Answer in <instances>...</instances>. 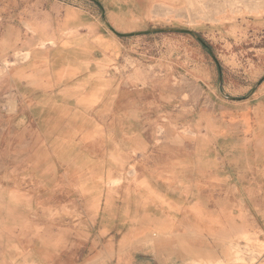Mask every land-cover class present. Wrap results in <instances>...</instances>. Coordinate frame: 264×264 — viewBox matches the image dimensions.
I'll return each mask as SVG.
<instances>
[{"label": "rangeland", "instance_id": "374dc122", "mask_svg": "<svg viewBox=\"0 0 264 264\" xmlns=\"http://www.w3.org/2000/svg\"><path fill=\"white\" fill-rule=\"evenodd\" d=\"M67 1H75L89 13L91 8L100 12L110 7L124 15L129 7V0ZM44 2L50 4L49 27L54 34L49 35L54 42L49 38L48 43L45 41L41 45L38 40L35 48L43 46L49 50L48 64L51 66L53 51L61 40L77 42L81 51L86 49L76 37L86 36L89 28L83 31L66 27L67 31H62L61 2L66 3L65 0ZM5 4L15 5L9 1ZM29 4L31 0L16 2L22 7ZM34 4L40 3L35 1ZM134 5L140 19L125 33L117 34L119 30L102 24L119 39L123 50L106 73L113 79L115 92L107 98V112L97 116L99 130L94 138L81 137L75 146L82 163L88 165V161L97 159L106 165L111 157L108 156V140L119 142L129 135L132 140L140 137L145 141L144 151L131 152L122 166L110 168L112 173H141L138 170L142 173L151 170L163 173H264V163L259 160L260 146L256 144V138L260 136L254 133L264 113L257 114L252 108L254 91L264 81V0H134ZM71 18L72 14L67 12L64 25L69 26ZM132 18L138 19L135 15ZM11 20L18 23L16 35L19 38L31 34L24 15L18 20L10 14L2 17L3 23ZM3 27H7L6 24ZM27 53L19 50L1 58L0 89L9 90L10 83L5 79H9L10 74L18 79L40 78L39 74L24 72L25 69L32 70L33 64L27 66V61L38 54L31 56L32 50ZM67 65L62 74H59L60 70H54V73L71 75L75 68ZM80 81L75 83L76 86L64 87L68 89L67 94L58 98L63 111L59 120L67 125H75L82 117H96L91 112L85 114L81 106L85 89L79 85L86 81ZM12 84L17 98H10L11 94L7 93L1 99L0 123L3 128L16 125L18 137L23 141L30 138L43 141L34 148L44 149L49 163L56 166L53 167L57 171L62 169L51 148L53 136L43 138L37 126L41 103L51 100L49 96L57 95L59 89L44 94L40 90L29 93L28 82ZM35 85L41 86V82H35ZM89 88L93 94L95 87ZM92 100L88 96L86 102ZM113 112H123L125 116L115 119ZM61 132L67 139L75 137L74 131ZM29 148L31 146L18 145V173L27 172ZM8 172L7 168L3 173ZM262 222L264 218H259L254 231L225 240L198 239L190 234L189 241L182 235L176 241L158 237L147 242L145 249L140 248L145 256L136 262L264 264ZM171 252L177 253L176 261L173 257H164ZM130 260L135 259L129 257L124 263L132 264ZM121 262L120 257L107 259L103 256L99 262L90 264Z\"/></svg>", "mask_w": 264, "mask_h": 264}, {"label": "crops", "instance_id": "0c3cea01", "mask_svg": "<svg viewBox=\"0 0 264 264\" xmlns=\"http://www.w3.org/2000/svg\"><path fill=\"white\" fill-rule=\"evenodd\" d=\"M18 1L22 0H0V60L15 51L32 50L31 56L38 53L37 57L27 61L26 65L33 67L24 72L31 71L40 78L18 79L10 74L5 79L9 90L0 89V110L7 93L17 98L12 82H28L29 93L59 89L55 96L47 94L51 100L41 103L37 126L43 138L53 136L51 148L62 169L57 171L49 163L44 149L34 148L43 141H23L16 125L3 128L0 123V264H90L103 256L120 257L122 264L132 257L135 260L130 262L138 264L136 259L145 256L140 248L145 249L147 242L158 237L176 241L182 235L189 241L190 234L198 239L225 240L257 229L259 218H264V173H112L110 168L122 166L131 152L144 151L145 141L140 137L132 140L129 135L119 142L108 140L111 157L106 165L97 159L88 165L82 163L75 146L81 137L94 138L98 132L97 116L107 112V98L115 92L113 79L106 73L123 50L119 39L102 24L116 28L117 34L125 33L140 19L134 0H129L131 8L124 15L110 7L100 12L91 8L89 13L75 1L61 2L62 31L70 27L89 31L84 37H76L85 45L82 51L77 42L61 40L53 51L51 66L49 50L35 48L38 40L46 44L51 39L49 34H54L49 27L50 4L35 0L40 3L37 5L31 0L22 7L16 5ZM67 12L72 14L69 26L64 25ZM8 14L16 20L24 15L31 34L19 38L17 21H2ZM66 65L75 68L71 75L54 73L60 70L62 74ZM80 80L86 81L79 85L85 89L81 106L85 114L91 112L96 117H82L75 125H67L59 120L63 111L58 98L67 94L64 87ZM38 81L41 86L35 85ZM91 86L95 87L93 94ZM88 96L94 101L86 102ZM252 99L255 112L264 113V81L257 85ZM113 114L115 119L125 116L123 112ZM260 121L254 133L260 136L256 144L260 146L259 160L264 163V116ZM66 130L74 131L72 140L61 132ZM19 144L31 146L26 153V173L17 172ZM7 168L9 172L3 173ZM70 169L73 173H68ZM168 256L164 257L177 260L176 252Z\"/></svg>", "mask_w": 264, "mask_h": 264}, {"label": "bare ground", "instance_id": "6f19581e", "mask_svg": "<svg viewBox=\"0 0 264 264\" xmlns=\"http://www.w3.org/2000/svg\"><path fill=\"white\" fill-rule=\"evenodd\" d=\"M136 5V4H135ZM141 7V6H140ZM143 8V7H142ZM30 53V52H29ZM24 54H26V55H28V53H27V51L26 52H24Z\"/></svg>", "mask_w": 264, "mask_h": 264}]
</instances>
